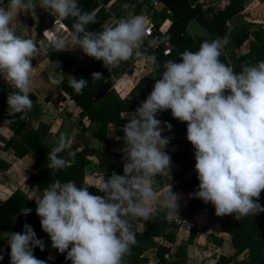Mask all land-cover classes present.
<instances>
[{
  "label": "clouds",
  "instance_id": "clouds-1",
  "mask_svg": "<svg viewBox=\"0 0 264 264\" xmlns=\"http://www.w3.org/2000/svg\"><path fill=\"white\" fill-rule=\"evenodd\" d=\"M38 2L58 20L74 18L72 30L59 35L53 32L49 38L54 51L80 48L88 57L102 61L109 71L142 54L146 35L143 16L121 18L114 26L94 32L86 27L95 23L94 14L83 12L77 0ZM35 6L34 0H9L6 8L0 7V76L14 89L7 95L9 116L34 107L28 94L33 92L30 83L37 75L32 59L39 50L32 38L26 33L17 35L12 25L18 13L35 19ZM228 42L227 36L205 40L198 51L180 53V62H164L161 78L145 100L134 112L122 116L127 117L122 127L123 175L113 172L98 184L80 186L72 180H56L39 199L32 198L51 246L59 253L66 252L71 264H123L137 244L134 219L150 220L161 210L152 207L161 198L169 213H177L179 197L171 186L160 197L152 187L155 178L165 169L169 172L171 165L164 151L170 138L162 133L172 126L156 118L164 110L186 122V139L194 149L199 184L189 196L211 203L219 217L232 215L241 220L264 212L258 202L264 191V61L234 72L219 59ZM151 59L155 63V57ZM91 77L94 82L103 76L93 72ZM68 83L76 94H82L89 81L69 75ZM69 146L67 134L61 133L48 153L47 168L53 175L66 166L59 154ZM75 155L68 152L73 160ZM89 187L104 195L91 194ZM30 212L28 208L20 211L25 216ZM22 227V232L10 234V264H46L33 255L35 247L44 249L42 240L31 225Z\"/></svg>",
  "mask_w": 264,
  "mask_h": 264
},
{
  "label": "crops",
  "instance_id": "crops-1",
  "mask_svg": "<svg viewBox=\"0 0 264 264\" xmlns=\"http://www.w3.org/2000/svg\"><path fill=\"white\" fill-rule=\"evenodd\" d=\"M94 1L96 3L95 9L101 8L106 16L100 21L97 27L99 31H96L94 28L91 31L100 32L106 27L114 26L121 18H128L133 15L143 16L144 20H151L150 22L153 28L156 25L160 33H164L168 26V21L166 19L160 20L157 16L151 15L152 17H150L147 15L151 10L155 12L165 10L163 4L159 0H148L144 6L139 8L126 0ZM196 1L201 3L204 13L209 16L227 2L226 0ZM34 2H36L35 9L40 7L38 0H34ZM250 2L251 0H247L241 11L226 22L229 28L231 26H238L237 21L240 19H242V22L246 23L253 20L249 18L246 12H243L245 6ZM8 3L9 0H0V7L6 8ZM165 11L168 12L167 10ZM43 12H39V14L35 15V19H33L31 14L18 13L17 21H14L12 25L17 35L27 34L26 27L29 26V36L36 43L39 54L32 59V65L37 75L30 83L33 92L28 94L29 98L33 101L34 107L30 112L20 115L21 118H26L24 129L19 134H15L5 122L0 123V163L2 164L0 167V202L11 192L17 191L28 202L36 206L34 199H39L43 195L44 191L39 190L29 179L35 157L20 140V135L28 127L37 129L39 131L41 143L52 149L56 146L61 133H64L59 131V116L62 114V111L71 112L75 115L70 119L74 132L68 139L70 141V146L65 151L76 152L83 148H92L97 150L99 154L108 157L113 152H122L121 149L124 146V141L122 139L124 133L122 127L127 123V117L122 118V116L126 113L134 112V110L120 112L118 123H108L104 138L100 140L90 135L89 131L91 124L86 118L81 119L85 131L77 128L75 120L80 108L75 105L71 99V95L74 93L72 87L67 92L61 90L60 83L62 81V75L58 65L62 58L69 56L78 59L80 62H84L85 54L80 48H75L70 51H54L49 41L52 34L50 32H45V30H49V27L54 23L60 27L58 35L63 34L62 32L69 31V29L61 20L55 21L53 14L49 11H46V14ZM22 21H24V23H22ZM38 25H40V27ZM256 27V25L254 27L251 26L250 33H252ZM251 36L252 35L249 36V39H251ZM247 48V41H244L234 50V53L235 55L241 54L245 52ZM156 66L157 65L152 63L145 53L136 57L132 65H127L125 62H122L110 75L111 87L118 97L124 98L127 97L128 91L142 76L148 75L149 89L152 90L156 81L154 76V69ZM53 81H58L59 83H53ZM13 90L9 82L0 76V91L8 95V93ZM4 109L9 113L10 109L8 106ZM64 114L66 113H63V115ZM0 117L4 120L1 113ZM162 135L170 138V142L165 147L164 151L169 154L172 163L170 165V171L168 172V170L165 169L162 174L157 176L155 178L156 183L153 184L152 187L157 196L160 197L161 193L168 190L171 186V190L179 197V207L176 210L177 213H169V210L163 207L162 198L157 200L156 204L152 206L153 208L155 206L164 208L165 219L160 226L158 234L152 238V242L139 254L138 257L143 260L141 264H217L219 257L225 258L221 264H233V262L237 260V255L233 256L236 250L231 244L230 235L220 230L218 220L212 218L206 208L207 206L214 208V206L211 203H204L203 206L192 204L190 202L191 197L189 196L192 192L185 190V188H188V177L195 171L194 165H185L182 163L178 155L181 150V143L178 142L167 129ZM122 157L118 159V166L123 172L124 161ZM100 165L102 166L101 168ZM105 168L104 162L97 160L94 156H90L89 163L85 167L84 180L88 183L97 184L100 180V173L104 171ZM170 214L184 218H192L196 222L201 223L203 228L202 230H196L194 228L184 229L176 227L169 221ZM132 225V230L137 232L143 230L142 222L138 218L132 221ZM1 233L5 235L4 232L0 231V234ZM189 233H192L191 237H189ZM37 238L41 239L44 244L43 250L39 247H35L37 259L45 260L46 264H49L56 256L66 255V252L59 253L51 246L48 234L41 228L40 235ZM158 257H161L162 261L159 262ZM123 264L127 263L123 260Z\"/></svg>",
  "mask_w": 264,
  "mask_h": 264
},
{
  "label": "trees",
  "instance_id": "trees-1",
  "mask_svg": "<svg viewBox=\"0 0 264 264\" xmlns=\"http://www.w3.org/2000/svg\"><path fill=\"white\" fill-rule=\"evenodd\" d=\"M126 1L139 8L144 6L148 0ZM159 1L168 12L165 10L161 12L151 10L150 14L157 16L160 20L166 19L168 21V26L164 33H160L157 31L155 25L153 33L156 35V46L154 48H145L144 50L141 47L140 50L141 53H145L151 61V58L155 57L154 64L159 66L163 71L164 69L162 66L165 61L176 60L177 62H180V53H183L185 50L196 52L203 41H211L225 36L228 37L229 42L222 49V54L219 59L221 62L232 68L234 72H240L244 67V64L246 66L255 64L258 61H264V27L259 25L252 31V33H250L249 23L242 22L238 26H231L230 28L226 24L231 17L241 11L247 0H226L227 2L210 16L204 13L201 3L196 0ZM77 2L83 12H89L95 16V23L87 25V30L91 31L94 28L96 31H99L97 27L100 21L106 16L104 11L101 8L95 9L96 3L94 0H77ZM191 18L209 33V37L191 38L186 34L184 28L188 20ZM61 21L69 30H72L74 18L69 17L68 19ZM250 35H252L251 39H249ZM165 41H168L172 45L167 54L162 53ZM244 41H247V50L241 54L235 55L234 50ZM135 58L136 57H133L125 63L127 65H132ZM58 68L62 75L60 88L65 92L71 89L68 83L69 75H72L77 79L83 78L89 81L87 87L83 89L82 94H76L74 92L71 95V99L75 105L80 108L75 124L77 128L85 131L81 119L86 118L91 124L89 131L90 135L99 140L104 138L108 123L117 124L120 112L125 110H135L151 92L149 89V76L144 75L128 91L127 97H118L111 87L112 83L110 80V75L116 68L110 69L109 71L108 68L103 66L102 61H97L94 58L88 57L86 54L84 62H80L78 59L70 56L62 58ZM93 72H99L103 77L93 82L91 77ZM6 106L7 94L0 91V113L4 117V120L0 117V123L5 122L13 133L19 134L25 127L26 118L20 117L22 113L9 116L8 112L4 109ZM156 118L162 122L166 121L171 124L172 127L168 131L178 142L181 143V150L178 155L182 163L185 165H194V149L191 143L186 139V122H181L173 118L170 110L160 112ZM7 119L12 122H7ZM161 127H164L163 123L161 124ZM20 140L35 157L31 168L32 172L29 174V179L41 191H44L56 180H59L62 183L72 180L76 182L77 186L82 184H92L84 180L85 167L89 163L90 156H94L97 160L104 162L105 164L106 168L100 173L99 182L103 178L107 179L113 172L123 175V172L118 166V159L123 156L122 152H113L110 156L103 157L99 156V152L92 148H83L76 151L74 160L68 156L69 151L61 152L59 155L67 161V164L63 169L57 170L55 175H53L52 170L47 168L49 162L48 153L51 149L47 145L41 143L39 131L28 127L20 135ZM111 157L113 158L110 159ZM1 166L2 164L0 163V167ZM187 183L188 188H185V190L192 193L198 190L199 181L195 171L188 177ZM88 190L93 195H104L94 187H89ZM190 202L195 205H204V202L199 198L191 197ZM258 202L264 206V191L261 192ZM23 208L31 209V212L26 216L22 215L20 211ZM154 208L161 210H158L150 220L144 221L143 219L138 218L142 222L143 230L141 232L133 230L136 233L137 244L133 245L130 254L124 257V261L127 264H141L143 260L138 257L139 254L152 242V238L158 234L160 226L164 222L165 209L159 206H155ZM206 208L209 215L218 220L220 230L229 233L231 244L236 250L233 256H236L242 251H246L247 253V258L237 259L233 264H264V252L255 248L256 242L254 240L247 238L244 239L239 231V225H237L232 215L219 217L215 215L214 208L209 206ZM35 209L36 206L28 202L17 191L11 192L0 202V231L5 233V235L2 233L0 234V256H2L0 264H10V248L8 245L10 234L12 232H22L23 224L27 223L31 225L35 231L36 237H39L41 228L40 217L36 214ZM258 217V219H260V230L264 233V212L258 213ZM189 234V237H191L192 233ZM33 255L37 258L35 248L33 249ZM65 257V254L56 256L49 264H71V261L67 260ZM218 260L217 264H221L225 258L219 257ZM158 261H162V258L158 257Z\"/></svg>",
  "mask_w": 264,
  "mask_h": 264
},
{
  "label": "rangeland",
  "instance_id": "rangeland-1",
  "mask_svg": "<svg viewBox=\"0 0 264 264\" xmlns=\"http://www.w3.org/2000/svg\"><path fill=\"white\" fill-rule=\"evenodd\" d=\"M34 12H35V15L39 14V12L40 13L43 12L44 14H46V10L41 7H37V9H35ZM243 12H246V14L249 15V18L253 19L252 21L249 22L250 27L251 26L254 27L255 25L256 26L261 25L264 27V0H251V2L245 6V9ZM147 15L152 17L150 12L147 13ZM241 22H242V19L238 20L237 21L238 25ZM22 23H24V21H22ZM38 26L40 27V25ZM243 66H245V64ZM162 72H163L162 69H160L158 66L155 67L154 69L155 80H158L161 78ZM63 113H66V114L63 115ZM74 116L75 115H73L71 112H68V111L66 112L62 111V114L59 116L60 118L59 119V125H60L59 131L67 134L68 139L72 136L74 132V128L71 126V122H70V119ZM101 167L102 166L100 165V168ZM258 218H259L258 214H255L253 216L251 215L246 216L241 220H236L235 218L234 219L237 225H239V231L243 235L244 239L247 238V239L254 240L256 242L255 248L261 250V252H264V248H263L264 247V233H262L260 230V219ZM236 258L237 259L247 258L246 251H242L238 253Z\"/></svg>",
  "mask_w": 264,
  "mask_h": 264
},
{
  "label": "built area",
  "instance_id": "built-area-1",
  "mask_svg": "<svg viewBox=\"0 0 264 264\" xmlns=\"http://www.w3.org/2000/svg\"><path fill=\"white\" fill-rule=\"evenodd\" d=\"M50 12V10H48ZM51 13V12H50ZM52 14V13H51ZM54 16V15H53ZM54 20L58 21V18L54 16ZM146 23V35L143 40V43L141 45L142 49L145 48H154L156 46V35L153 33V25L149 20H145ZM159 32V30H157ZM172 45L165 41L162 48V53L167 54L169 50L171 49ZM169 221L173 223L174 226L184 229H196V230H202V224L199 222H196L192 218H184L180 216H174L170 214Z\"/></svg>",
  "mask_w": 264,
  "mask_h": 264
},
{
  "label": "water",
  "instance_id": "water-1",
  "mask_svg": "<svg viewBox=\"0 0 264 264\" xmlns=\"http://www.w3.org/2000/svg\"><path fill=\"white\" fill-rule=\"evenodd\" d=\"M26 31H27V36H29V26L26 27ZM49 31H51L50 32L51 34H53V32L58 34L60 32V27L56 23H54L49 27ZM184 31L191 38L209 37V33L204 28H202L193 18L188 20V22L185 25ZM99 155L106 157V156L101 155V154H99ZM112 158L113 157H111L110 159H112Z\"/></svg>",
  "mask_w": 264,
  "mask_h": 264
}]
</instances>
